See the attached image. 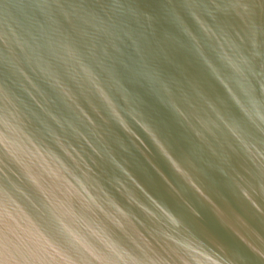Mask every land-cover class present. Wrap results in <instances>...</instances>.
Segmentation results:
<instances>
[{
    "label": "water",
    "instance_id": "95a60500",
    "mask_svg": "<svg viewBox=\"0 0 264 264\" xmlns=\"http://www.w3.org/2000/svg\"><path fill=\"white\" fill-rule=\"evenodd\" d=\"M0 264H264V0H0Z\"/></svg>",
    "mask_w": 264,
    "mask_h": 264
}]
</instances>
